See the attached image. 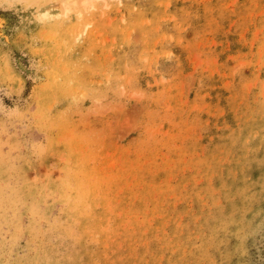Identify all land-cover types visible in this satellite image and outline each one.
Returning a JSON list of instances; mask_svg holds the SVG:
<instances>
[{
	"label": "rangeland",
	"instance_id": "1",
	"mask_svg": "<svg viewBox=\"0 0 264 264\" xmlns=\"http://www.w3.org/2000/svg\"><path fill=\"white\" fill-rule=\"evenodd\" d=\"M0 264H264V0H0Z\"/></svg>",
	"mask_w": 264,
	"mask_h": 264
},
{
	"label": "bare ground",
	"instance_id": "2",
	"mask_svg": "<svg viewBox=\"0 0 264 264\" xmlns=\"http://www.w3.org/2000/svg\"><path fill=\"white\" fill-rule=\"evenodd\" d=\"M63 4H64V7H67L66 5H68L67 1L63 2Z\"/></svg>",
	"mask_w": 264,
	"mask_h": 264
}]
</instances>
